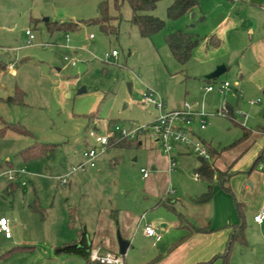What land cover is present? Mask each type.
I'll return each instance as SVG.
<instances>
[{
  "label": "rangeland",
  "instance_id": "obj_1",
  "mask_svg": "<svg viewBox=\"0 0 264 264\" xmlns=\"http://www.w3.org/2000/svg\"><path fill=\"white\" fill-rule=\"evenodd\" d=\"M173 1L158 2L152 13L163 19L165 26L151 37H144L131 22L127 1L118 11L115 0H0V60L6 67L13 65V69H0V117L31 133L12 129L0 133V172L10 164L27 170L24 184L19 178L13 182L5 177L0 179V217L10 219L11 229L10 239L0 231V264H85L82 256L57 250L77 238V231L91 227L101 210L115 209L122 214L136 209L139 216L168 215L165 206H156L162 198L169 202L177 200V208L183 211L184 201L190 203L191 196L208 190L209 183L214 224L222 213L240 221L237 201L245 203L248 245L233 244L232 264H264V224L254 222L264 198V171L260 170L264 157L251 172L259 173L252 187H245L250 181L248 169L244 173L234 171L228 190L217 179L194 180L193 166L199 162V156L193 149L186 157L184 174H178V168L170 179L166 173L157 179L145 160L147 150L114 144L101 147L89 135L91 129H103L106 123L134 127L153 122L160 111L155 105L142 102L148 87L165 103L164 112L183 110L188 101L195 102L193 111L210 114V124L204 129L196 119L190 125L182 121L175 124L193 130L215 147L234 142L242 125L249 127L258 117L264 118V111L251 115L253 109L256 111L263 104L264 93L259 104L251 106L250 100L258 97L248 95L239 108L236 98L230 96L233 92L238 96L235 81L239 57L230 53L227 44L208 46L203 40L187 63L182 64L165 39L176 30H188L202 37L216 33L220 38L224 34L223 22H229L224 21L225 14L235 12V5H240L241 0H198L194 11L176 19L167 15ZM103 2L108 4L110 23L117 27L116 32L106 33L98 23L88 22L100 16ZM55 21H73L79 29L51 32L48 22ZM26 30H31L33 39H29ZM113 50L118 53L116 57L111 55ZM212 64L214 69L221 64L229 69L208 80L205 69ZM225 81L231 84L230 89L220 92L218 86ZM207 85L216 89L206 91ZM10 96L15 100L12 104L7 102ZM228 103L233 105V116ZM94 112L97 114L91 115ZM2 120L0 129L4 125ZM37 143L50 144L54 151L30 160L19 156L20 150ZM90 146L97 149L95 166L71 172L69 183L62 185L59 177L83 163L84 152ZM177 161L180 165L181 159ZM141 169L151 173L148 180L156 179L151 186L142 178ZM10 183L16 187L12 189ZM118 220H114L115 225ZM154 226L161 233L159 225ZM141 242L144 251L156 247L149 237ZM19 244L31 248L2 256ZM138 248L131 250V259L140 255ZM115 253L120 255L119 251Z\"/></svg>",
  "mask_w": 264,
  "mask_h": 264
},
{
  "label": "crops",
  "instance_id": "obj_2",
  "mask_svg": "<svg viewBox=\"0 0 264 264\" xmlns=\"http://www.w3.org/2000/svg\"><path fill=\"white\" fill-rule=\"evenodd\" d=\"M238 2H240V5H235V8H237L235 12L234 10H230L225 14L224 21L229 20V22L225 23V25L223 22L224 34H220L221 37H218V39L220 40V44H227L226 46L229 47L230 53L239 57L237 59L238 78L235 81L238 87L235 88L238 96L235 95V92L230 94L231 97L236 98V106L239 108L244 104L243 99H246L248 95L258 97L257 99L250 100L249 103L251 106H255L263 100L261 96L262 93H264V0H241ZM204 41L207 42L206 39ZM8 66L6 67L7 69H13V67L8 68ZM225 66L226 72L229 66ZM214 67L215 64L208 66L205 69V73H211L216 69H214ZM249 90H252V92H248ZM252 101L255 102L252 103ZM262 103L263 104L259 106L258 110L255 111V109H253L251 115H261V111H264V100ZM193 104L195 107V102H193ZM227 108L229 109L230 116H233V105L228 103ZM208 117H210V114L205 116L206 119H208ZM195 119L199 121V118L195 117L190 124H192ZM208 122V124H210V121ZM112 125L114 124L112 123L108 126L106 123L103 129L111 127ZM249 125V127L241 126V134L234 142H229L218 147L202 139L193 130L190 131L193 139L202 141L208 149L210 148L209 150L212 149L217 153V156L209 161L212 166L217 169L213 179H217L224 186L227 185V188L230 187L229 179L233 176L234 171L244 173L243 171L250 169L247 172V179L250 181L245 185L246 188H248V185L252 187L253 179L257 178L259 175V173L256 172L254 176L251 172L254 171L256 160L259 159L260 161V159L264 157V118L260 116ZM244 134L246 136L240 139ZM139 143L141 146L138 148H142L149 152L145 155V160L149 162V166H151V169L154 171L153 175L156 178L166 173L170 179L178 168L180 170L178 174L181 175L185 173L186 157H188L192 151L189 145L174 143L173 145L175 146L172 152L167 154L161 146V142L157 138H153L150 134L147 135V137H141ZM136 159H138V156ZM177 159H181L180 165H178ZM171 160L175 162L173 169L170 168ZM202 161V158L199 157V162L193 166L194 171H196L193 177L195 181L204 179L201 177L198 170ZM260 170L261 172L264 171V167H261ZM220 172L225 174L224 177H222ZM141 173L142 178L147 180L149 186L156 180H148L150 179L151 173H149L147 177H144L142 169ZM196 174H199V178L196 177ZM206 191L207 189L196 196H191L190 203L185 200V205L182 208L183 211L177 208V200L169 202L167 198H162L156 206H165L170 212L168 215L159 213L155 215L142 214L139 216V210L136 209L125 211L122 214L116 213L115 209L112 211L108 209L101 210L97 213L94 224H92L91 227L86 226L84 232H81V230L77 231V238H73L70 242H65L57 252H65L63 249L67 244L76 243V245H78L83 236H85L88 246L92 250H98L102 253L107 251L117 252L119 251L118 235H120L123 239L130 242L125 253L128 257L127 259L123 257L124 264H198L208 261L215 255L221 254L226 250L232 232V225L239 221L236 222L229 214L222 213L224 215L218 219L217 224H214V211L210 207L211 200L202 203L194 200ZM162 200L167 203V205L173 206L175 211L162 204ZM180 214H182L184 220L179 217ZM117 217L119 220L116 226L114 220ZM254 222L258 225L264 224V221L258 223L254 220ZM148 223L153 226L159 225V231L162 236L160 240L157 241L155 238L145 233V225ZM191 226L209 227L210 230L207 232L191 233ZM148 237L154 241L156 247L144 251L141 246V239H146ZM6 238L10 239L11 237ZM136 247H139L138 250L140 249V255L136 260H133V258H130V254L131 250ZM214 263L221 264V259H217L211 264ZM85 264H87L86 260Z\"/></svg>",
  "mask_w": 264,
  "mask_h": 264
},
{
  "label": "trees",
  "instance_id": "obj_3",
  "mask_svg": "<svg viewBox=\"0 0 264 264\" xmlns=\"http://www.w3.org/2000/svg\"><path fill=\"white\" fill-rule=\"evenodd\" d=\"M124 1H127L130 4L131 7V22L134 24L140 34L144 37H151L153 34L161 31L165 26V21L158 17L157 15L153 14L152 11L156 8L158 2L160 0H115V8L116 10H120V7ZM198 6V0H174L172 4H170L167 8V15L169 18H179L183 16L186 13L192 12L195 10V8ZM100 16L96 19H91L88 22H94L98 23L103 31L107 32H116L117 27L111 25L110 21L112 19V16L108 14V4L107 2H103L99 7ZM48 28L49 31L53 32L56 30L61 31H76L79 29V24L73 21H64V22H48ZM166 43L168 48L170 49L173 56L182 64L187 63V61L191 58L193 54L194 48L203 40H207L208 46H216L220 44V40L215 34H212L207 37L199 36L197 33L188 31V30H176L172 33H169L165 37ZM5 69L6 66L1 62L0 60V69ZM7 102L12 104L15 102L13 97H9L7 99ZM97 113L94 112L91 115H96ZM2 120V117H0ZM4 125L0 129V133H4L7 129H12L17 132H21L24 134H31L27 129H24L23 127L7 123L4 120H2ZM114 124V123H113ZM150 132L149 130L140 131L136 137V139L129 140V139H116L112 138L110 141V144H114L120 147H140L141 144L140 139L141 137H147ZM246 135L242 136L240 139H243ZM109 144V145H110ZM210 149V148H209ZM54 151V146L46 143H37L28 147L23 148L18 153L21 158L24 160H30L36 157H41L43 155H49ZM213 157L217 156V153H215L214 150H210ZM202 163L199 167V172L202 178H204L207 181H212L215 173L217 172V169L212 166V164L202 159ZM259 162V159L256 160V163L254 164V168L257 166ZM12 165V164H10ZM222 177H224V173L220 172ZM10 187L14 189L16 187V184H10ZM230 190V188H227ZM213 192H212V185L209 184L208 190L203 193L202 195L198 196L194 200L196 202L202 203L207 202L212 199ZM162 204L166 205L169 209L175 211L174 207L171 205H167L163 200L161 201ZM244 205L245 203L242 201H237L238 210L240 213L241 220L238 223H235L232 225V232L230 239L227 244L226 250L218 255H215L213 258H211L208 261L201 262L198 264H211L217 259H221V264H232L231 261V249L234 243L239 242L243 246L248 245V241L246 239V225H245V214H244ZM115 217V216H114ZM181 219L184 220V217L182 214L179 215ZM186 223V222H185ZM188 224V223H187ZM186 225V224H185ZM192 232H207L210 230L209 227H193L191 226ZM31 247L27 245H18L14 246L10 250L3 253L2 256H9L13 254L14 252L18 250H27ZM65 252L71 253V254H78L82 256L87 264H101L98 262H92L89 259V253H90V247L88 246V242L83 236L76 245V243L67 244L64 249ZM149 264V263H148ZM151 264V263H150Z\"/></svg>",
  "mask_w": 264,
  "mask_h": 264
},
{
  "label": "built area",
  "instance_id": "obj_4",
  "mask_svg": "<svg viewBox=\"0 0 264 264\" xmlns=\"http://www.w3.org/2000/svg\"><path fill=\"white\" fill-rule=\"evenodd\" d=\"M26 34L29 36V39H33L34 35L31 30H26ZM93 37V34L90 35ZM111 55L116 57L118 55L117 51L113 50ZM67 59V57H65ZM72 64H75V61H72ZM13 65H9L8 68H12ZM230 83L225 81L220 86H218L220 92H224L230 89ZM216 89L213 85H207V91H213ZM142 102L147 105H155L159 109L158 117L151 122L150 124L139 125L134 127H120L118 125H112L105 129H98L94 127L89 131V135L92 136L95 140L96 145L101 147L108 146L112 138L118 139H136L140 131L149 130L150 135L153 138H157L161 142V146L167 154H170L173 150L174 143H184L189 145L200 158L210 161L213 159V156L208 149V147L200 140H195L192 138L190 131L182 129L180 126H177L175 123L177 121L185 122L190 124L195 117L199 118L200 127L205 128L208 125V121L205 118L207 113L201 111H193V103L185 102L183 110H171L164 112L165 103L161 98L156 96V92L153 88L148 87L142 94ZM255 101H252L254 103ZM86 160L79 164L77 167H73L72 171L59 177V181L62 185L68 183V177L71 172L76 171L80 168H85L86 166H95V158L97 156L96 146H90L88 150L84 152ZM175 166L174 160L170 161V168L173 169ZM144 177L149 175L147 169H142ZM5 177L8 181L13 182L17 178L22 180V183L27 182V170L24 167L9 165L2 172H0V179ZM196 177L199 178V174H196ZM254 220L258 223L264 221V201L260 211L254 216ZM0 231H2L6 237H11L10 229V219L7 217H0ZM145 233L155 238V240L161 239V233H159L155 226L148 223L145 225ZM89 259L92 262H98L101 264H124L123 256L112 251L100 252L98 250L90 249Z\"/></svg>",
  "mask_w": 264,
  "mask_h": 264
},
{
  "label": "water",
  "instance_id": "obj_5",
  "mask_svg": "<svg viewBox=\"0 0 264 264\" xmlns=\"http://www.w3.org/2000/svg\"><path fill=\"white\" fill-rule=\"evenodd\" d=\"M195 13H192V16H194ZM46 20H48L46 18ZM226 70V66L225 65H219L216 67V69L214 71H212L211 73H209L206 77L208 79H212L215 77H219L220 75H222ZM84 90L81 89L80 91ZM118 241H119V253L124 255L129 247L130 242L126 239H123L120 235H118Z\"/></svg>",
  "mask_w": 264,
  "mask_h": 264
}]
</instances>
